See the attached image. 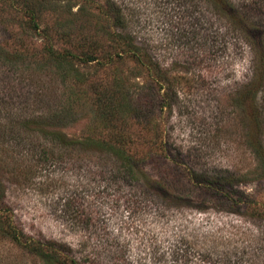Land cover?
Here are the masks:
<instances>
[{"label": "rangeland", "instance_id": "374dc122", "mask_svg": "<svg viewBox=\"0 0 264 264\" xmlns=\"http://www.w3.org/2000/svg\"><path fill=\"white\" fill-rule=\"evenodd\" d=\"M25 2L0 0V47L20 57L0 62V116L55 107L61 72L47 52L70 53L80 118L62 132L120 148L150 184L108 186L99 153L37 164L1 142L0 264H59L25 241L91 264H264V70L249 46L264 40V0H125L158 75L113 42L107 0H37L34 30Z\"/></svg>", "mask_w": 264, "mask_h": 264}, {"label": "trees", "instance_id": "16d2710c", "mask_svg": "<svg viewBox=\"0 0 264 264\" xmlns=\"http://www.w3.org/2000/svg\"><path fill=\"white\" fill-rule=\"evenodd\" d=\"M24 1L25 0H23V2ZM107 1L108 14L111 15V26L115 29V32L112 33L113 42L116 43L117 46H121V48L128 52L141 66L147 68L155 75H158V64L151 58L148 49L141 44L145 33L140 29L137 30V25H134L129 11L126 10L127 4L125 0ZM214 1L215 0H210L212 3ZM24 4L23 10L30 17L29 28L33 30L37 29L34 18L37 13L41 11L43 4L37 2V0L32 4L30 2H25ZM250 39L249 46H251L254 66L257 67L258 65V67L260 66L264 70V40L259 38ZM47 54L48 57L46 58L47 61L45 65H57V68H60L61 72L62 92L58 94L59 100L57 105L45 110L41 108L38 109L37 112L33 111L31 118L22 117L20 115V113L23 114L24 110H26L25 107H18L17 109L20 113L14 114V116H10V114L8 115V113L5 112L4 116H0V118L4 120V124L0 126V144L10 143L15 147H26L27 150L32 153L33 157L36 158L35 161L37 164H41V162L42 164L51 163L54 154V159H61L65 153L77 152L82 156L81 161L83 162L87 156L99 153L103 156L102 161L104 163L103 166H105L103 168L100 167L101 171H99V177L105 176L106 179L103 178L108 182V186L113 185L115 181L123 183L126 180L140 182L144 185L150 184L145 177L144 171L140 168L139 162L134 160L133 157L126 155L120 148H115L107 141L69 139L68 136L62 132L63 129L69 128L80 118L78 91L82 86V75L78 72L76 67L73 66L72 60L74 56L70 53H60L49 49ZM92 60V57H86L84 62L88 63ZM19 61L20 57L9 55V53L0 47L1 65L15 67ZM262 74H264V72ZM155 75H153V77ZM249 98L254 99L255 97L250 96ZM102 108L104 112H109L110 114L114 113L111 106L107 103L103 105ZM261 116H263L261 113L256 112V119H259ZM0 122L2 123V121ZM257 144V147L251 146V149L256 159L263 162L262 154L259 150L261 144ZM57 151L60 153H56ZM49 157H51V159H49ZM110 162H112L113 165ZM150 186H153L152 191L154 190V194L157 185L152 184ZM1 191L2 188L0 186V204L4 202L1 201ZM1 211L0 209V212ZM3 219H6V217H3ZM4 223L7 222L4 221ZM2 230L6 237L21 243L22 232L19 233L10 223H7V226ZM24 245L28 247L34 255L46 262L59 264H91L88 258L84 259V257H80L76 260L70 257L68 253L71 249L65 246L57 244H34V242L29 243V241H25Z\"/></svg>", "mask_w": 264, "mask_h": 264}]
</instances>
